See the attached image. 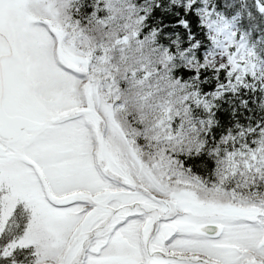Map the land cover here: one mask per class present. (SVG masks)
Here are the masks:
<instances>
[{
	"label": "snow or ice",
	"instance_id": "obj_1",
	"mask_svg": "<svg viewBox=\"0 0 264 264\" xmlns=\"http://www.w3.org/2000/svg\"><path fill=\"white\" fill-rule=\"evenodd\" d=\"M0 264H264V0H0Z\"/></svg>",
	"mask_w": 264,
	"mask_h": 264
}]
</instances>
